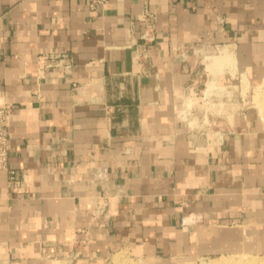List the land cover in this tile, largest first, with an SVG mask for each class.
I'll return each mask as SVG.
<instances>
[{"label":"crops","instance_id":"0c3cea01","mask_svg":"<svg viewBox=\"0 0 264 264\" xmlns=\"http://www.w3.org/2000/svg\"><path fill=\"white\" fill-rule=\"evenodd\" d=\"M222 47L236 67L214 62L221 87L264 79V0H0L17 173L0 171V264L264 251V121L248 109L199 127L187 110Z\"/></svg>","mask_w":264,"mask_h":264},{"label":"rangeland","instance_id":"374dc122","mask_svg":"<svg viewBox=\"0 0 264 264\" xmlns=\"http://www.w3.org/2000/svg\"><path fill=\"white\" fill-rule=\"evenodd\" d=\"M223 48V47H222ZM219 48L218 50H222ZM225 49V50H224ZM222 52L227 53L228 48H224ZM215 50L210 53L213 55L212 59L208 60L202 58V67L197 75L198 81L195 84L194 93L191 95V99L187 102V110L189 109L190 116L193 118H197V126H202L207 124V121L210 120H221L226 116L236 117L240 115L241 112L250 110L251 114L255 117H260L262 121H264V84L262 81H259L255 84V82H251L249 84L247 80V90L244 92L242 90V82L241 78L237 79L236 76V84L228 87H221L222 85L218 84L216 81L222 76L220 73H216L222 70L223 65L221 61L217 64V69L215 70V61H218V53L221 51ZM228 50V55H231V51ZM221 52V53H222ZM233 56V53L232 55ZM234 57V56H233ZM235 64V58H233ZM204 67V69H202ZM229 67V66H228ZM235 67L233 68V72L235 71ZM232 68H229L232 70ZM214 69V72H213ZM228 69V70H229ZM224 71V70H223ZM231 73V71H229ZM215 73V74H213ZM231 73V74H232ZM221 76V77H220ZM247 79V78H246ZM259 87H255L258 86ZM257 88V89H256ZM259 88V89H258ZM259 90V91H258ZM242 91V92H241ZM258 92V94L256 93ZM256 93V94H255ZM255 95V96H254ZM258 98L259 102L256 100ZM257 97V98H256ZM258 102V103H256ZM181 116L188 117L186 113L180 112ZM203 121V122H202ZM191 122H195L194 119H191ZM203 123V124H202ZM226 257V258H225ZM232 261L241 264L247 260H251L254 262H264V251H260L257 253L253 252H236V253H227V254H217L212 255L210 257H206L203 259H199L194 264H216V262L220 261ZM234 259V260H233ZM237 260V261H236ZM262 260V261H261ZM37 264H65L64 262H55L54 258L51 260L43 261ZM99 264H152L147 260L140 251H133L128 248H119L114 252L110 253V255L105 259L104 262Z\"/></svg>","mask_w":264,"mask_h":264},{"label":"built area","instance_id":"2783aa9c","mask_svg":"<svg viewBox=\"0 0 264 264\" xmlns=\"http://www.w3.org/2000/svg\"><path fill=\"white\" fill-rule=\"evenodd\" d=\"M107 0H89V4L92 8L99 7L104 5ZM146 28L149 29L150 23L149 20L145 17ZM145 39H149L148 32L143 33ZM57 58V56H56ZM62 59H66L64 55L61 56ZM59 58L58 61L61 59ZM71 65V60H69L64 66L69 68ZM10 105L7 103H0V171H6L9 174V177L13 181H17V173L10 169L8 166V153L10 145L8 142V132H7V122L10 114Z\"/></svg>","mask_w":264,"mask_h":264},{"label":"bare ground","instance_id":"6f19581e","mask_svg":"<svg viewBox=\"0 0 264 264\" xmlns=\"http://www.w3.org/2000/svg\"><path fill=\"white\" fill-rule=\"evenodd\" d=\"M225 47H223L222 48V50L220 51V50H218V51H220L218 54L219 55H217L218 56V61L217 62H220L221 61V64L223 65V68H224V70H227L228 72L229 71H231V73L233 72V68L232 67H234L235 66V64H234V60H233V56H231L232 55V53H231V55L229 54H227L228 53V49H227V53H224V52H222L223 51V49H224ZM225 50V49H224ZM222 52V53H221ZM229 53H230V51H229ZM229 66V67H228ZM216 68H217V66H216ZM229 68H232V70L231 69H229ZM229 69V70H228ZM233 74V73H232ZM262 81V84H264V79H262L261 80ZM241 82H242V85H241V87H242V90H244V92L247 90V87H248V85H247V79H246V77L244 76V75H242L241 76ZM255 87H259V85L258 86H255ZM257 89V88H256ZM259 89V88H258ZM259 91V90H258ZM242 92V91H241ZM257 94H258V92H256ZM255 93V94H256ZM255 96V95H254ZM257 98V97H256ZM258 99V98H257ZM256 99V100H257ZM254 100H255V97H254ZM255 100V101H256ZM258 102H259V99L257 100ZM258 102H256V103H258ZM226 258V257H225ZM234 260V259H233ZM237 261V260H236ZM262 261V260H261ZM216 264H238L237 262L235 263V262H232V261H226V259H225V261H218V262H216ZM241 264H264V262H254V261H251V260H247V261H245V262H243V263H241Z\"/></svg>","mask_w":264,"mask_h":264}]
</instances>
